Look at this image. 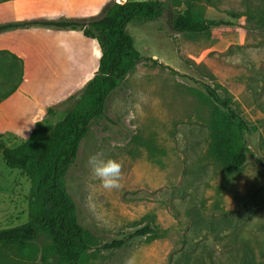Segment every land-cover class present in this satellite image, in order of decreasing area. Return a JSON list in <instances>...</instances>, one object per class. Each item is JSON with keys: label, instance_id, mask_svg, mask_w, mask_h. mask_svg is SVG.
<instances>
[{"label": "rangeland", "instance_id": "rangeland-1", "mask_svg": "<svg viewBox=\"0 0 264 264\" xmlns=\"http://www.w3.org/2000/svg\"><path fill=\"white\" fill-rule=\"evenodd\" d=\"M113 1L49 0L36 8L46 19L91 20ZM165 1L159 18L128 24L142 58L109 96L105 115L91 122L65 177L80 224L100 242L85 264H241L242 238L254 246L256 264H264V35L247 33L230 14L246 4L264 9V0ZM187 7L207 20L233 24L210 33L178 32L171 16ZM41 29L21 36L17 52L24 55L25 80L1 106L12 124L0 129V140L9 146L62 120L98 69L96 39L79 29ZM204 83L229 96L253 125L245 133L248 160L232 178L210 154L219 104ZM97 152L122 164L119 189L106 190L93 177L88 158ZM30 187L28 176L9 168L0 151V227L27 221ZM195 211L214 220L228 214L237 228L196 230ZM148 223L158 236L127 237ZM115 239L125 242L104 248ZM0 264L41 260L39 254L29 260L0 249Z\"/></svg>", "mask_w": 264, "mask_h": 264}, {"label": "trees", "instance_id": "trees-1", "mask_svg": "<svg viewBox=\"0 0 264 264\" xmlns=\"http://www.w3.org/2000/svg\"><path fill=\"white\" fill-rule=\"evenodd\" d=\"M254 6L236 7L230 14L247 33L264 35V9ZM167 8L165 0H114L101 17L91 20H27L0 25V31L31 25L79 29L85 37L96 39L101 47L97 72L62 120L35 129L17 146H9L0 140L6 165L21 170L31 182L28 219L18 225L0 227V249L14 251L29 260L39 254L41 264H85L88 252L98 247V236L79 222L77 205L67 190L65 177L91 122L105 115L109 96L142 58L127 29L128 24L135 19L159 18ZM171 22L176 31L189 33H210L233 24L207 20L190 7L174 12ZM23 75L22 60L15 53L0 50V102L17 90ZM195 84L200 83L195 80ZM201 87L219 104L218 115L212 121L210 154L224 164L228 177L232 178L248 160L250 148L245 133L251 132L253 125L232 105L229 96L209 84L204 83ZM194 215L200 220L193 222L199 231L203 228L218 231V225L229 231L237 228L236 221L228 214L216 220L206 218L201 211H195ZM158 234L159 231L148 223L127 237L154 238ZM124 240L115 239L104 248L120 247ZM241 244V264H256L252 243L242 238Z\"/></svg>", "mask_w": 264, "mask_h": 264}, {"label": "crops", "instance_id": "crops-1", "mask_svg": "<svg viewBox=\"0 0 264 264\" xmlns=\"http://www.w3.org/2000/svg\"><path fill=\"white\" fill-rule=\"evenodd\" d=\"M47 2H49V0H1L0 25L5 23L22 22L27 20H51L45 18L46 15H44L43 9L36 8V6L40 5V3ZM41 27L44 26L31 25L0 31V50H8L12 53H15L24 64V55L20 54V52H17V50L22 47V44L24 42L23 39H21V36L25 33L31 32V30H34V28H36L37 30H42ZM24 75L22 83L17 88V90L0 102V129H5L6 127H9V125L12 124L11 121L5 118L7 117V114L3 113L1 106L4 104V102H7V100L13 99L21 91L23 81L25 80Z\"/></svg>", "mask_w": 264, "mask_h": 264}, {"label": "clouds", "instance_id": "clouds-1", "mask_svg": "<svg viewBox=\"0 0 264 264\" xmlns=\"http://www.w3.org/2000/svg\"><path fill=\"white\" fill-rule=\"evenodd\" d=\"M88 165L95 179L106 190L119 189L122 179V164L113 158H104L102 152H97L88 158Z\"/></svg>", "mask_w": 264, "mask_h": 264}]
</instances>
